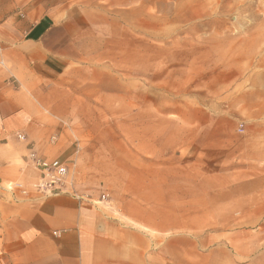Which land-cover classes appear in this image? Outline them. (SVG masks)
<instances>
[{
    "label": "crops",
    "instance_id": "1",
    "mask_svg": "<svg viewBox=\"0 0 264 264\" xmlns=\"http://www.w3.org/2000/svg\"><path fill=\"white\" fill-rule=\"evenodd\" d=\"M91 14L69 0H0V264H264V177L178 176L193 195L171 201V177L150 160H105V146L122 153L120 133L97 144L102 99L75 92L103 87L114 56ZM31 153L65 163L61 192L32 189Z\"/></svg>",
    "mask_w": 264,
    "mask_h": 264
},
{
    "label": "rangeland",
    "instance_id": "2",
    "mask_svg": "<svg viewBox=\"0 0 264 264\" xmlns=\"http://www.w3.org/2000/svg\"><path fill=\"white\" fill-rule=\"evenodd\" d=\"M71 5L92 13L114 50L100 75L103 87L75 89L104 99L95 104L104 118L90 121L106 131L92 137L97 144L120 133L122 153L105 146V160L111 150L125 162L150 160L154 176L171 177V201L183 189L193 195L186 183L192 176H229L235 184L264 177V0H69ZM40 179L32 185L36 193ZM183 218L186 226L195 219Z\"/></svg>",
    "mask_w": 264,
    "mask_h": 264
},
{
    "label": "built area",
    "instance_id": "3",
    "mask_svg": "<svg viewBox=\"0 0 264 264\" xmlns=\"http://www.w3.org/2000/svg\"><path fill=\"white\" fill-rule=\"evenodd\" d=\"M19 138L23 139L22 136H19ZM30 157L41 174L39 183L35 184L33 188L43 195H53L61 192L68 175L67 166L58 160L48 161L41 159L35 153H31ZM15 188L21 190L23 194L27 193L22 190V185H16Z\"/></svg>",
    "mask_w": 264,
    "mask_h": 264
}]
</instances>
